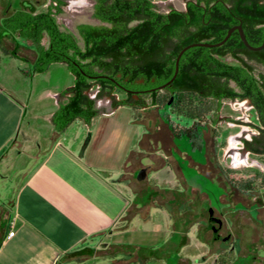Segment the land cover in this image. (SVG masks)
Listing matches in <instances>:
<instances>
[{
  "label": "trees",
  "instance_id": "trees-1",
  "mask_svg": "<svg viewBox=\"0 0 264 264\" xmlns=\"http://www.w3.org/2000/svg\"><path fill=\"white\" fill-rule=\"evenodd\" d=\"M91 1L97 22L77 25L81 44L56 20L65 5L62 0H53L45 11L17 9L1 23L9 34L29 42L35 52L34 71L43 73L51 63L65 62L73 73L71 95L52 117L58 131L76 119L90 122L99 113L96 99L113 91L125 95L119 100L112 97L113 107L127 105L136 110L169 106L197 125L208 114L219 112L224 99L249 98L258 114L259 123L252 124L258 133L243 143L254 154H264V48L250 50L237 35L220 47H191L183 53L179 72L164 89L166 93L158 89L173 77L182 48L209 37H215V42L221 40L239 19L249 42L260 45L264 0H225L231 4L229 8L218 2L213 15L204 21L203 3L210 7L216 0H193L187 10L169 12L159 11L152 0ZM205 22L210 24L205 26ZM228 55L233 62L224 58ZM93 84L99 86L96 98L87 93ZM131 90H139L138 98H133ZM167 123L173 137L194 139L192 132L173 127L169 120ZM221 175L234 193L258 192L264 198L263 172L244 175L221 168Z\"/></svg>",
  "mask_w": 264,
  "mask_h": 264
},
{
  "label": "crops",
  "instance_id": "crops-1",
  "mask_svg": "<svg viewBox=\"0 0 264 264\" xmlns=\"http://www.w3.org/2000/svg\"><path fill=\"white\" fill-rule=\"evenodd\" d=\"M33 1L37 12L35 5L48 8L52 3ZM10 3L0 0V30L2 20L17 10ZM7 34L0 42V264H169V254L159 251L157 240L146 249L132 245L130 252L124 247L128 201L125 189L115 183L132 179L129 172L137 170L126 164L136 132L131 107L96 105L99 113L90 122L76 119L58 131L52 117L71 95L74 81L62 93H49L51 109L32 110L10 58L19 45ZM14 55L30 62L18 52ZM145 208L149 206L129 210L135 215ZM212 222L208 219L200 229L207 242L216 236ZM152 226L151 231L162 230L160 222ZM191 243L187 234L181 235L180 245ZM200 250L214 262L203 246ZM196 251L180 253L176 264H203Z\"/></svg>",
  "mask_w": 264,
  "mask_h": 264
},
{
  "label": "rangeland",
  "instance_id": "rangeland-1",
  "mask_svg": "<svg viewBox=\"0 0 264 264\" xmlns=\"http://www.w3.org/2000/svg\"><path fill=\"white\" fill-rule=\"evenodd\" d=\"M42 1L48 3L50 0ZM152 1L161 12L171 8L184 10L186 3V0ZM10 2L12 9L34 7L33 0ZM35 6L38 11L47 9L41 4ZM92 13L91 1L69 0L63 5L62 12L56 15V20L61 29L71 32L81 44L77 25L96 23ZM4 33L5 30L1 29V43L4 42ZM5 37L19 45L11 50L13 55L10 58L15 65L14 75L24 82L27 96L31 97L32 110L51 109L54 99L49 93L65 91L73 84V73L65 62L51 63L43 73L34 71L32 61L35 52L29 42L13 34ZM46 41L45 38L43 42ZM17 52L30 62L19 59L14 55ZM225 59L233 62L231 57ZM98 90L99 86L93 84L87 93L96 98ZM160 92L164 94L166 90ZM124 96L113 91L111 95L96 99V105L112 104V97L119 100ZM145 98L150 101L149 97ZM131 120L135 123L136 132L131 139L126 164L137 170L134 174L129 172L132 179L115 183L125 189L122 194L128 201L125 249L131 252L132 245L146 249L151 241L157 240L155 244L159 251L168 252L169 264H176L180 253L196 249H199L195 253L199 261L208 264L209 261L201 255L200 246H203L205 255L214 256V262L209 264H264V198L258 192L234 193L220 173L221 168L244 175L256 171L264 173V154L245 151L242 142L258 133L252 125L259 123L258 114L249 101L225 99L219 112L208 114L199 121V125L169 106L163 109L148 106L136 110L131 107ZM167 120L177 129L192 132L194 139L173 137ZM77 132L80 133V129ZM142 169L147 173L144 178H139ZM112 177L118 176L115 173ZM132 206L149 208L133 215L134 212L130 213ZM214 216L222 220L221 235L228 236L225 239L212 236L211 242H207L200 237L203 234L200 229ZM186 221H192L193 225L186 224ZM155 222L162 224L160 232L151 231ZM182 234H187L192 243L180 245Z\"/></svg>",
  "mask_w": 264,
  "mask_h": 264
},
{
  "label": "flooded vegetation",
  "instance_id": "flooded-vegetation-1",
  "mask_svg": "<svg viewBox=\"0 0 264 264\" xmlns=\"http://www.w3.org/2000/svg\"><path fill=\"white\" fill-rule=\"evenodd\" d=\"M51 1H53V0H51ZM62 1H64V2H66V1H69V0H62ZM89 1H91V0H89ZM191 1H193V0H186V3H185V9L184 10H187V4H188V2H191ZM92 2V5L94 6V3H93V1H91ZM218 2H222L227 8H229L230 6H231V4L229 3V2H225V0H216L215 2H213L211 5H210V7H206L205 6V4L203 3V21L206 19V18H208L209 16H212L213 15V7L214 6H216V5H218ZM172 9H176V8H171V9H169L168 11H166V12H169V11H171ZM94 18V17H93ZM95 19V18H94ZM96 20V19H95ZM96 22H97V20H96ZM210 24V22H205V26H208ZM242 25V20H238V22L237 23H233L227 30H226V34L224 35V37L227 35V33H228V31L231 29V28H233V27H235V26H237V25ZM242 27H243V25H242ZM243 30H244V32H245V29H244V27H243ZM263 32H264V30H263ZM239 36V38L241 39V37H240V33H239V30L238 29H234L233 31H232V33H231V35H230V37H233V36ZM245 35H246V33H245ZM264 35V34H263ZM223 37V38H224ZM229 37V38H230ZM247 37V36H246ZM222 38V39H223ZM228 38V39H229ZM214 39H215V37H209V38H206L205 40H203V42H207V43H217V42H219V41H221V40H218V41H214ZM228 39H227V41H228ZM247 39H248V37H247ZM263 39H264V36H263ZM226 41V42H227ZM241 41H242V39H241ZM249 41V40H248ZM225 42V43H226ZM243 42V41H242ZM224 43V44H225ZM250 43V42H249ZM224 44H222V45H224ZM243 44H244V42H243ZM251 44V43H250ZM262 44V43H261ZM222 45H220V46H222ZM245 45V44H244ZM220 46H216V47H220ZM254 46H258V45H254ZM203 47H205V46H203ZM216 47H208V48H216ZM245 47L246 48H248L246 45H245ZM249 49V48H248ZM251 50V49H250ZM254 51V50H253ZM226 57H231V56H226ZM226 57H224V58H226ZM232 58V57H231ZM141 81V80H140ZM134 93H133V97L136 95V96H138V94H139V90H132ZM135 91H138V93H135ZM248 101H249V103H250V105L251 106H253V104H252V101L249 99V98H246ZM225 100V99H224ZM228 100H231V99H228ZM244 100V99H243ZM254 107V106H253ZM244 140V139H243ZM243 142V141H242ZM244 144V143H243ZM249 147H246L245 146V144H244V150L245 151H248V152H250V153H253L250 149H248ZM220 173H221V170H220ZM218 219V217H216V216H214V218H213V222H214V224H216V220ZM214 224H213V231H214V234H216V236H219V238H223V239H225V237L226 236H228V235H226V236H222L221 235V233H220V229H221V225H219V223H217L215 226H214Z\"/></svg>",
  "mask_w": 264,
  "mask_h": 264
},
{
  "label": "water",
  "instance_id": "water-1",
  "mask_svg": "<svg viewBox=\"0 0 264 264\" xmlns=\"http://www.w3.org/2000/svg\"><path fill=\"white\" fill-rule=\"evenodd\" d=\"M234 29H238L239 30L240 37H241L242 41L244 42V44L249 49L254 50V51H258V50H261V49L264 48V39H263L262 44H260L258 46H254V45H252V44L249 43V41H248V39H247V37L245 35V32H244L243 27H242L241 24L240 25H237V26H235L233 28H231L228 31L227 35L221 41H219L217 43H207V42H194V43H190L187 46H185L184 48H182L181 51L178 53V56H177L176 62H175V73H174L173 77L168 82H166V83L161 84L160 86H158V89L159 90L165 89L176 78V76H177V74L179 72L180 59H181L183 53L187 49H189L191 47H195V46H205V47H216V46H220V45L224 44L227 41V39L230 37V35H231V33H232V31ZM153 89H155V88H153ZM135 93H138V91H135ZM145 176H146V171L145 170H142L140 172V174H139V178H144ZM215 237L218 238L219 236H215Z\"/></svg>",
  "mask_w": 264,
  "mask_h": 264
},
{
  "label": "built area",
  "instance_id": "built-area-1",
  "mask_svg": "<svg viewBox=\"0 0 264 264\" xmlns=\"http://www.w3.org/2000/svg\"><path fill=\"white\" fill-rule=\"evenodd\" d=\"M14 233H15L14 231H10V232H9V236H13Z\"/></svg>",
  "mask_w": 264,
  "mask_h": 264
}]
</instances>
